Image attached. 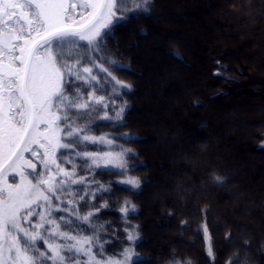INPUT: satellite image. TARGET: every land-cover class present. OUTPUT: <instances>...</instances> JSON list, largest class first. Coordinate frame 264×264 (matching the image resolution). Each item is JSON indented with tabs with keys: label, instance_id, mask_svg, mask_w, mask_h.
<instances>
[{
	"label": "trees",
	"instance_id": "trees-1",
	"mask_svg": "<svg viewBox=\"0 0 264 264\" xmlns=\"http://www.w3.org/2000/svg\"><path fill=\"white\" fill-rule=\"evenodd\" d=\"M123 15L129 19L104 37L101 51L63 53L68 64L79 53L99 65L85 66L98 81L91 90L109 107L93 105L73 126L111 146L83 142L60 150L73 153L59 157L61 167L72 171L68 161H75V179L85 183L58 193L62 202L53 204L62 211L54 215L68 216L70 204L81 216L94 212L91 226L70 219L80 235L95 229L104 238L105 257L132 247L142 264H264V0H152L147 13ZM111 62L122 66L112 75L131 90L118 89L120 97L110 100L114 82L100 69L112 70ZM81 150H131L126 175L80 159L74 153ZM217 176L223 185L210 182ZM128 177L140 187L129 191L120 183ZM125 201L127 216L120 210ZM133 230L135 245L126 240Z\"/></svg>",
	"mask_w": 264,
	"mask_h": 264
},
{
	"label": "snow or ice",
	"instance_id": "snow-or-ice-1",
	"mask_svg": "<svg viewBox=\"0 0 264 264\" xmlns=\"http://www.w3.org/2000/svg\"><path fill=\"white\" fill-rule=\"evenodd\" d=\"M151 2L0 0V264H142L132 247H124L119 258L105 257L104 238L95 229L92 235H80L79 224L70 219L75 215L77 221L91 226L94 212L81 216L80 209L70 204L68 216L57 217L54 213L62 209L53 200L61 201L58 193L70 191L71 183H85L75 179V161H68L73 164L72 171L61 167L64 161L58 162L59 157L73 154L61 149L69 150L83 142L111 146L106 137L90 136L86 134L88 128L73 126L74 118L87 115L93 105L109 107L104 96L91 90L93 82L98 81L93 67L85 66L99 65L79 53L76 63L68 64L63 53L66 48L71 51L81 46L94 54L101 51L111 29L129 19L123 15L125 10H133L134 16L140 11L147 13ZM95 59L101 57L96 55ZM111 63L112 70L100 69L114 82L110 100L120 97L118 89L131 90V85L112 75L122 66ZM72 88L77 91L71 92ZM124 110L120 107L116 111L117 119ZM104 118L109 119L107 115ZM125 152L131 150L103 156L82 150L74 154L96 167L101 161L105 166L111 164L120 169L117 175L125 176L129 167ZM26 153L39 161L43 172L37 171L36 163L27 159ZM10 176L19 177V183L15 179L9 183ZM210 182L223 185L224 179L217 176ZM120 183L130 185L131 191L138 189L141 181L128 177ZM129 204L125 201L120 209L125 216ZM83 207H88L87 201ZM131 211H135L134 205ZM134 231L126 234L133 245L139 239ZM207 231L205 226V235ZM208 254L212 255L211 248Z\"/></svg>",
	"mask_w": 264,
	"mask_h": 264
},
{
	"label": "rangeland",
	"instance_id": "rangeland-1",
	"mask_svg": "<svg viewBox=\"0 0 264 264\" xmlns=\"http://www.w3.org/2000/svg\"><path fill=\"white\" fill-rule=\"evenodd\" d=\"M74 2H77V0H68V3L69 4H71V3H74ZM70 10V9H69ZM132 39H133V36L131 35L130 36ZM151 39V38H150ZM254 115H257L258 114V116L260 115L258 112L257 113H253ZM228 137V135L227 136H225V138H227ZM111 153H113V154H118L117 152H111ZM103 155H105V154H103ZM103 155H101V156H103ZM25 156H26V158H27V156H28V153H26L25 154ZM29 159V158H28ZM100 166H103V167H114L113 165H111V164H108L107 166H105V164H104V162L103 161H101V163H100ZM116 168V167H115ZM13 179H15V182L16 183H19V177H15V178H13V177H9V183H12L13 182ZM83 258V257H82ZM83 259H85V258H83Z\"/></svg>",
	"mask_w": 264,
	"mask_h": 264
}]
</instances>
